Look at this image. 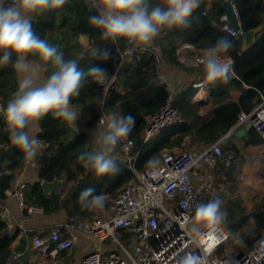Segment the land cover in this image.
Wrapping results in <instances>:
<instances>
[{
    "label": "trees",
    "instance_id": "1",
    "mask_svg": "<svg viewBox=\"0 0 264 264\" xmlns=\"http://www.w3.org/2000/svg\"><path fill=\"white\" fill-rule=\"evenodd\" d=\"M238 13L242 33L262 27L256 35L255 42L247 49H242L241 35H231L222 29L220 23L214 22L216 11L223 0H201L186 26L165 27L153 39L151 53L138 55L128 40H105L99 29L89 24V18L97 11L85 0H66L59 9L37 10L32 28L37 36L63 53L65 60H76L78 67L85 72L92 66H99L108 71L115 80L106 90L104 86L87 77L80 95L72 99V107L88 110L91 120L87 127H93L101 114L135 117V127L128 138L134 142L136 160L134 169L141 172L148 168L150 161H155L165 150L180 148L187 137L192 147L217 143L237 125L241 113L250 114L264 99V0H232ZM150 6H164L158 0H149ZM223 12H219V16ZM80 35L89 39L88 50L78 43ZM225 37L232 41V48L222 57L232 61L234 78L209 83L205 78L203 65L187 68L195 79L207 82L211 91L209 113L200 115V107L191 102L194 95L192 85L172 97L165 84H157L154 73L163 60L168 64L178 65L176 50L182 45H190L196 52L205 51L215 42ZM107 49L110 56L102 60L98 51ZM3 53L0 52V57ZM16 57L7 65L0 64V103L6 107L18 90L17 70L14 68ZM27 62L36 63L44 78L47 79L55 67L51 61H43L35 54H29ZM238 93L235 101L233 94ZM169 103L180 118L174 124L162 129L152 140L143 142L142 133L148 119L158 114ZM40 132L37 139L45 145L39 157L36 180L26 185L24 191L26 205H35L42 210V215L51 216L63 213L67 224L92 219L91 208L85 207L79 197L87 188L93 189V195L103 194L108 200L113 199L118 189L134 178L133 172L123 163H116V171L97 176L90 168L84 166L79 156L87 148L86 133H75L65 122L52 113L38 120ZM10 132L0 113V203L6 198L15 179L14 172L20 170L27 158L25 154L12 145ZM261 137L252 129L241 145L229 141L220 142L224 154L232 153L233 159L240 158V152L247 147L263 145ZM234 167L220 164L217 167L218 181H230ZM54 180L72 184L64 196L52 193L44 195L42 182ZM105 201V202H108ZM255 212V211H254ZM252 212L238 223H230L227 228L231 235H236L246 223L253 218L255 227L253 236H241L244 250L252 247L264 232V211ZM26 214V212H25ZM7 223L0 218V264H9L8 257L12 236L4 234Z\"/></svg>",
    "mask_w": 264,
    "mask_h": 264
},
{
    "label": "built area",
    "instance_id": "2",
    "mask_svg": "<svg viewBox=\"0 0 264 264\" xmlns=\"http://www.w3.org/2000/svg\"><path fill=\"white\" fill-rule=\"evenodd\" d=\"M85 1L95 7L96 0ZM223 2H228L238 29L229 26V18L225 13L215 23H220L228 34L241 35L234 2ZM5 3L10 4L11 0H5ZM147 50L136 49V53L152 52ZM202 57L186 61L185 64L201 65L198 62ZM222 59L230 64L232 70V61L226 57ZM230 77H235L233 71ZM154 79L157 84H164L156 72ZM111 84L104 85L105 90ZM192 88L196 90L195 97H199L198 100L208 102L209 97L201 94L208 88L206 81L194 82ZM102 116L105 115L101 114L95 124L106 131V124L100 123ZM179 118V113L167 103L158 114L148 119L142 133L143 142L152 140ZM246 122L251 124L264 143V99L250 114L241 113L236 126L242 127ZM41 146L44 151L45 145L41 143ZM113 153L119 155L120 162L133 172L134 178L117 190L101 216L66 225L69 230L89 237L97 246L109 247L106 255L98 251L88 252L79 264H176L186 254L201 257L203 264H264V232L252 247L229 254V236L223 227L196 221V206L215 199V186L219 179L217 167L220 164L229 167L233 162V154H224L220 143L181 152L164 151L154 165L141 172L134 169V142L128 136L115 146ZM25 189L26 184L19 183L13 190L12 196L17 205L27 216L41 215L39 207L26 205ZM0 218L9 223L12 215L7 208L2 207ZM151 237L155 239L149 243ZM50 240L62 250L70 249L75 241L73 238L62 239L58 230L51 232ZM32 245L40 249L45 242L34 238ZM18 257L10 253L8 263L13 264Z\"/></svg>",
    "mask_w": 264,
    "mask_h": 264
},
{
    "label": "clouds",
    "instance_id": "3",
    "mask_svg": "<svg viewBox=\"0 0 264 264\" xmlns=\"http://www.w3.org/2000/svg\"><path fill=\"white\" fill-rule=\"evenodd\" d=\"M66 0H11L6 4L0 0V64L7 65L16 57L14 68L26 73L19 81L18 90L7 106L0 105V113L10 132V141L20 149L25 158H33L40 146V141L30 137L25 131L29 125L52 113L56 118L75 124L80 112L72 107V99L80 95V90L87 77L97 83L110 78L104 68L92 66L85 72L78 67L76 60H65L57 47L41 39L32 28L29 13L37 10L59 9ZM201 0H164V6H150L149 0H96L97 15L89 18L90 26L99 29L101 38L117 40L123 38L131 43L148 45L165 27L186 26L193 11ZM233 44L225 37L219 38L207 48L199 64L204 67L205 78L209 83L230 78V64L222 59ZM29 54L37 55L41 60L51 61L55 67L52 74L42 83L29 71L26 58ZM102 60H107V49L98 51ZM101 124H106V131L93 136L92 142L99 145L91 151L80 154L84 162L97 176L116 171V162L112 155L115 146L125 139L135 127V117L109 113L102 116ZM154 165L155 161H150ZM85 207L102 209L106 197L93 195V189L87 188L79 197ZM219 198L201 203L195 208L196 221L211 225L222 223L226 213L222 210ZM187 206V205H186ZM176 264H203L201 257L194 254L181 256Z\"/></svg>",
    "mask_w": 264,
    "mask_h": 264
},
{
    "label": "crops",
    "instance_id": "4",
    "mask_svg": "<svg viewBox=\"0 0 264 264\" xmlns=\"http://www.w3.org/2000/svg\"><path fill=\"white\" fill-rule=\"evenodd\" d=\"M158 1L164 4V0H158ZM91 7L97 11L96 7L93 6ZM36 14H37L36 12L29 13L28 18L31 21H35ZM228 24L231 28H233L230 23V20ZM152 42L148 45L136 44L131 42L129 43H131L133 47L138 50H143V49L151 50L149 47H151ZM204 52L205 51L196 52L192 46L182 45L176 50L178 65L168 64L163 60L158 64L156 75L167 86V89L171 93L172 97H175L177 94L185 90L186 87L192 85L194 82L201 81L199 79H195V77H193L189 72L186 71L187 68H193L197 66L195 65L188 66L185 64V62L194 60L199 56H203ZM144 54L149 55L150 51L149 53L147 52L139 55H144ZM27 63L29 64V71L37 75L38 77L37 83H42L45 80V78L39 66L36 63H30V62ZM25 74L26 73L17 71L18 85H19V81L23 78ZM114 80L115 77L110 76L108 80L99 83V85L107 86ZM211 91L212 89L208 87L204 93H201L209 97L208 102L206 103H202L203 102L202 100H198L199 97H195L196 90L194 91V95L191 98V102L193 104L195 103L200 104L199 105L200 115L202 116L209 113L210 105H211ZM238 96H239L238 93L233 94L235 101L238 99ZM74 109L80 112L79 118L75 122V124L68 123L69 127L75 133H86L87 148L89 149V151L99 147V145L92 142V138L94 135L98 136L99 134L103 133L105 130L99 128L98 126H96V124L93 127H87L88 122L91 120L90 111L81 110L77 108ZM25 131L28 132L30 137L37 138V135L40 132L38 120L32 122L29 125V127L25 129ZM247 134L248 132H246L239 139L223 137L221 140L218 141V143L222 142L223 140H226L229 141L231 144L238 146L242 144V138H245ZM201 147L203 146L192 147L191 140L189 137H187L180 148H173L172 150L181 152V151L191 150L194 148H201ZM248 149H252L253 151H264V144L255 147L250 146L243 150L245 151ZM42 152H43V147L41 146L40 143L36 155L33 158H27L24 166L20 170L14 172L15 179L13 181V184L11 188L5 192V196H6L5 200L0 203V209L2 207H5L9 210V212L12 215V220L9 223H7V227L4 230V234L12 236L13 240L10 247L11 253L17 254L19 256L18 259L13 264H42V263L79 264L82 257L90 251H98L102 255H106L107 252L109 251V247L97 246L89 237L81 233L69 230L66 227L67 222L65 215L63 213H57L51 216H44L42 214L35 216H30V215L27 216L25 212L17 205L14 197L12 196V192L19 183H25L26 185H28L36 180L37 161ZM112 155L115 159V162L119 163L120 162L119 155L114 153H112ZM71 185L72 184H67L65 182H62L60 186L54 190V193L58 194L61 198H64ZM105 197H106L105 201H107L108 196L106 195ZM111 200L112 199L108 200V202H105L104 207L102 209L108 207ZM102 209L91 208L94 214L93 217L101 216L104 212V211L101 212ZM53 230H58L60 237L62 239L73 238L75 240L73 246L68 250L60 249L56 243L50 240L51 232ZM34 238H39L43 240L45 242L44 247L40 249H35L32 245V240Z\"/></svg>",
    "mask_w": 264,
    "mask_h": 264
},
{
    "label": "rangeland",
    "instance_id": "5",
    "mask_svg": "<svg viewBox=\"0 0 264 264\" xmlns=\"http://www.w3.org/2000/svg\"><path fill=\"white\" fill-rule=\"evenodd\" d=\"M232 164L234 170L230 176L231 180L222 178L215 186V198L223 202L222 210L226 213L220 225L229 236V254L244 248L240 238L253 236L255 221L253 218L247 219L236 235H231L227 226L240 222L254 211H264V151L242 150L240 158L233 159Z\"/></svg>",
    "mask_w": 264,
    "mask_h": 264
},
{
    "label": "water",
    "instance_id": "6",
    "mask_svg": "<svg viewBox=\"0 0 264 264\" xmlns=\"http://www.w3.org/2000/svg\"><path fill=\"white\" fill-rule=\"evenodd\" d=\"M219 12H224L229 20L230 23L232 25V27L234 29H238L237 26V20L235 19L228 2H223L220 6V8L216 11L215 16H214V22H218V17H219ZM262 30V27H258L254 30L248 31V32H244L241 34L242 38H243V44H242V49H247L248 47H250L256 39V35ZM78 43L79 45L83 48V50H88L90 48L89 46V39L87 36L85 35H80L78 38ZM202 103H206V102H202ZM196 105H200L199 103H195ZM238 127L236 126L234 129H232L225 137H229V138H235V139H239L241 138L246 132H249L250 130H252L251 124L246 122L244 124L243 127L237 129ZM237 129V130H236ZM63 181H59V180H54L52 182H42L41 183V188L43 190L44 195L48 196L50 194H52L54 192V190L60 186V184ZM154 237L149 238L148 242L152 243L154 242Z\"/></svg>",
    "mask_w": 264,
    "mask_h": 264
}]
</instances>
